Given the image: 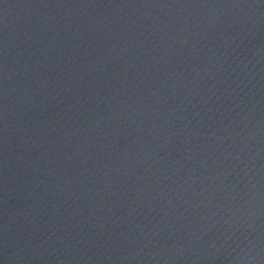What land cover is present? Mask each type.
Masks as SVG:
<instances>
[{"label": "water", "instance_id": "water-1", "mask_svg": "<svg viewBox=\"0 0 264 264\" xmlns=\"http://www.w3.org/2000/svg\"><path fill=\"white\" fill-rule=\"evenodd\" d=\"M0 264H264V0H0Z\"/></svg>", "mask_w": 264, "mask_h": 264}]
</instances>
